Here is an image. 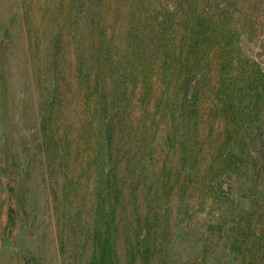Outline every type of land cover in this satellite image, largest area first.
I'll list each match as a JSON object with an SVG mask.
<instances>
[{
    "label": "trees",
    "instance_id": "16d2710c",
    "mask_svg": "<svg viewBox=\"0 0 264 264\" xmlns=\"http://www.w3.org/2000/svg\"><path fill=\"white\" fill-rule=\"evenodd\" d=\"M104 1L110 0H0V105L8 107L7 98L14 96L9 88L16 81L11 68L25 67L27 76L19 80L21 102L31 86L36 97L31 95L22 116L32 113L38 135L24 153L23 163H17V175L23 182L21 172L27 171L30 161L26 157L35 151L49 159L46 169L53 194L58 192L55 177L72 174V179L86 181L89 186L82 193L92 201L88 215L92 244L85 264H158V232L165 228L158 212L166 206L158 205L160 188L169 187L171 192L182 176H200L209 170L215 176L210 187L215 197L226 193L235 174L242 184L239 192L245 196L255 193L258 186L254 185L260 180L264 182V146L256 155L247 148L216 151L202 165L204 145L209 139L216 141L210 129L205 134L206 126L221 129V118L234 119L251 106L255 109L264 97V72L252 57L242 60L239 56L240 32L230 0H158V15L149 8L152 0H139L147 8L139 9L138 20L124 26L119 38L107 32L100 8ZM154 19L158 27L150 23ZM156 37L158 52L151 53ZM206 78L212 82L211 98L218 112L202 125ZM141 85L149 88L147 98L140 96L147 118L157 119L154 127L158 119L164 122L165 129L162 126L161 133L154 134L157 145L148 141L142 112L138 120L128 113L132 100L127 93L130 88L141 92ZM157 90L152 103L151 94ZM80 122L89 125L93 141L88 137L71 149V130ZM241 140L244 146L253 144L245 135ZM158 146L168 148L160 173ZM0 149L5 152L4 141ZM68 167L70 173L65 170ZM147 167L151 180L143 199L149 201V211L143 214L137 202L141 185L128 186L132 181L142 183ZM222 177L228 181L222 182ZM71 181L59 186L58 194L66 199L77 193ZM251 201L255 205L259 200ZM252 226L246 227L251 230Z\"/></svg>",
    "mask_w": 264,
    "mask_h": 264
},
{
    "label": "rangeland",
    "instance_id": "374dc122",
    "mask_svg": "<svg viewBox=\"0 0 264 264\" xmlns=\"http://www.w3.org/2000/svg\"><path fill=\"white\" fill-rule=\"evenodd\" d=\"M138 1L110 0L100 4L105 14L107 32L116 35L112 37L119 38L120 36L117 35L123 32L124 26H132L134 18L138 20L139 9L147 8L141 7ZM229 3L233 4L231 8L232 13L235 12L234 18L237 15L234 21L237 32H240L238 36L240 58L245 60L252 57L255 62L260 63L264 72V0H237L236 4L230 0ZM149 8L158 15V0H152ZM150 23L158 27V21L155 19ZM178 27L175 25V29ZM154 42L150 46L151 53L158 52V37ZM152 59L154 60V57ZM157 63L153 65L157 70L154 75L156 83L158 82ZM24 68L22 66L11 68L12 79L16 81L11 83L9 88L14 96L7 98L8 107L2 108L0 105V143L4 141L6 147L5 152L0 149V167L5 169L4 173L0 170V264H85L90 259L92 244L88 224L92 201L89 196L85 197L82 193L89 186L86 181L75 177L72 179V174L68 178L63 175H61L63 178L55 177L54 181L57 182L55 187H58V192L64 187V183L70 180L71 183H68L78 189L77 195L70 199L62 197L58 192L53 194L46 169L49 159L35 151L26 157L30 161L27 171L21 172L24 176L21 179L23 182L17 175V163H23L24 153L32 148L35 135H38L36 126L31 123L32 113L29 115L25 112L22 116L23 107L28 105L31 95L36 97V92L34 93L31 86L24 91L26 98L21 102L19 80L22 81L27 76ZM208 76L213 79L212 74ZM205 81L207 90L204 94L206 96L202 99V125L203 121L205 123L206 120L214 119V115L216 116L218 112L217 107L214 108L212 103V82H209L208 78ZM142 86L141 92L137 90L133 93L132 88L128 91L127 96L132 100L128 105V113H133L138 120L142 112L141 120H145L143 127L149 133L148 141L157 145L154 134H158L156 133L158 130L161 133L162 126L165 129L164 122L159 123L160 119H158V125L154 127L153 124L157 119L153 121L147 118L149 115L143 110L140 96L142 94L146 96L149 88ZM154 87L156 89V85ZM155 95L158 96V90L151 94L152 103ZM37 107V104L34 105L36 110ZM255 107L254 109L251 106L248 113L237 114L234 119L221 118V129L206 126L205 134L211 132L210 135L216 141L211 143L212 139H209L204 145L206 161H203L202 165L207 164L208 158L220 150L233 149L238 152L247 148L253 155L262 152L264 97ZM161 115L162 111L157 117L161 118ZM87 128H90L89 125L83 126L81 122L80 125L72 128L71 149L73 144L87 141L92 133ZM244 135L247 139L252 138L253 144L244 146L241 140ZM89 141H93L92 137ZM162 141L163 139L159 137L158 145L162 146ZM161 146H158L161 151L158 173L161 172L163 157L168 152L166 146L164 149ZM87 153L88 150L85 154ZM169 158H172V154ZM9 164L15 165L10 167ZM65 170L70 173L72 168L68 167ZM150 173L151 170L147 167L142 172V183L136 181L134 184L132 181V186H128L133 189L137 184L141 185L137 189V202L143 214L149 211L147 207L149 201L143 199V190L150 187L148 184L151 180ZM221 173L222 171L219 176ZM199 174L200 176L195 177L182 176L171 192H168L169 187L158 190V205L163 203L166 205L161 210L162 213L158 212L165 220V228L159 230L162 234L158 232V264H264V182L260 180L254 185L255 188L258 186L255 193L245 196L239 192L242 184L238 181V174H235L230 180L231 191L228 187L226 193H221V197H215L210 191L215 180L214 174L210 170L209 173ZM221 180L228 181L227 177H222ZM171 183L173 186V180ZM160 185L163 184L159 183L158 186ZM250 196L259 201L254 205L252 198H248ZM247 224H253L251 230L246 227ZM235 228L238 230L236 231ZM123 252L124 250L120 248L121 256Z\"/></svg>",
    "mask_w": 264,
    "mask_h": 264
}]
</instances>
